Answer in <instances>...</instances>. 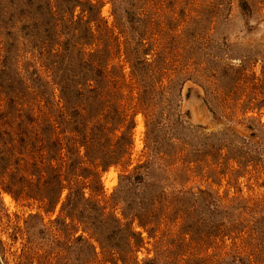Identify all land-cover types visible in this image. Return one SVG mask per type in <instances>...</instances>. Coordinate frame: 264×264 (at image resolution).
Masks as SVG:
<instances>
[{
  "label": "rangeland",
  "instance_id": "rangeland-1",
  "mask_svg": "<svg viewBox=\"0 0 264 264\" xmlns=\"http://www.w3.org/2000/svg\"><path fill=\"white\" fill-rule=\"evenodd\" d=\"M0 264H264V0H0Z\"/></svg>",
  "mask_w": 264,
  "mask_h": 264
},
{
  "label": "bare ground",
  "instance_id": "bare-ground-1",
  "mask_svg": "<svg viewBox=\"0 0 264 264\" xmlns=\"http://www.w3.org/2000/svg\"><path fill=\"white\" fill-rule=\"evenodd\" d=\"M7 198V197H6ZM6 201L8 202V200L6 199Z\"/></svg>",
  "mask_w": 264,
  "mask_h": 264
}]
</instances>
